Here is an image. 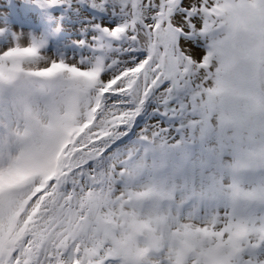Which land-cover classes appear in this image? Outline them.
I'll return each instance as SVG.
<instances>
[{
	"label": "snow or ice",
	"instance_id": "snow-or-ice-1",
	"mask_svg": "<svg viewBox=\"0 0 264 264\" xmlns=\"http://www.w3.org/2000/svg\"><path fill=\"white\" fill-rule=\"evenodd\" d=\"M0 264H264V0H8Z\"/></svg>",
	"mask_w": 264,
	"mask_h": 264
},
{
	"label": "rangeland",
	"instance_id": "rangeland-1",
	"mask_svg": "<svg viewBox=\"0 0 264 264\" xmlns=\"http://www.w3.org/2000/svg\"><path fill=\"white\" fill-rule=\"evenodd\" d=\"M7 2H8V0H0V13H2L4 11V6L7 4ZM15 2L19 3L20 0H15Z\"/></svg>",
	"mask_w": 264,
	"mask_h": 264
}]
</instances>
